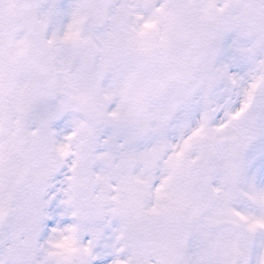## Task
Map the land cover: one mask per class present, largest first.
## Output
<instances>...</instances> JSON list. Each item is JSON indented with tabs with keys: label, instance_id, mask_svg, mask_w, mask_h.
Returning a JSON list of instances; mask_svg holds the SVG:
<instances>
[{
	"label": "snow or ice",
	"instance_id": "obj_1",
	"mask_svg": "<svg viewBox=\"0 0 264 264\" xmlns=\"http://www.w3.org/2000/svg\"><path fill=\"white\" fill-rule=\"evenodd\" d=\"M0 264H264V0H0Z\"/></svg>",
	"mask_w": 264,
	"mask_h": 264
}]
</instances>
